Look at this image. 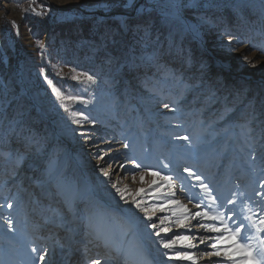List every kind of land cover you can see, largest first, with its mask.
<instances>
[{"label": "rangeland", "instance_id": "rangeland-1", "mask_svg": "<svg viewBox=\"0 0 264 264\" xmlns=\"http://www.w3.org/2000/svg\"><path fill=\"white\" fill-rule=\"evenodd\" d=\"M40 15L101 37L69 95ZM0 58V264H264V0H0Z\"/></svg>", "mask_w": 264, "mask_h": 264}, {"label": "trees", "instance_id": "trees-1", "mask_svg": "<svg viewBox=\"0 0 264 264\" xmlns=\"http://www.w3.org/2000/svg\"><path fill=\"white\" fill-rule=\"evenodd\" d=\"M221 14L223 17H229L228 21L233 20L232 13H230L228 9L216 11L212 14V16H220ZM35 25L37 28H42L43 31L48 33L50 37V42L48 43L50 50L45 54L42 63L45 74L53 80V84L56 87L64 93H68V95L72 91L75 92L80 88H83L84 84L81 86L82 82L73 76L71 69H79L89 64V62H91L90 54L92 49L90 41L87 40H90L91 38H95L97 40L101 39L100 36L94 35V27L90 20L86 19L85 22L81 24L80 28L82 33H71L67 31L64 24L57 21V19H51L50 15H40L36 17ZM113 40H115V42L110 43L107 50L100 49L99 53H115L118 56L117 63H119L122 61V57L127 53V51L130 50L132 43H121L118 41L117 37ZM64 66L66 67L65 70L62 69ZM6 70V65L0 58V71L4 73ZM90 93L87 91L85 96H89ZM55 96V94H52L51 98H55ZM78 108H80V106L75 100L70 98L63 102L62 99H60L57 105V112L65 116V119L72 120L69 116ZM52 122L55 125H58L56 119L52 118ZM24 123L27 124L30 131L34 129L37 133H42L44 130L48 131L50 126L47 119L43 118L40 112L33 105L31 111L26 116ZM59 143L62 144V141H59Z\"/></svg>", "mask_w": 264, "mask_h": 264}, {"label": "water", "instance_id": "water-1", "mask_svg": "<svg viewBox=\"0 0 264 264\" xmlns=\"http://www.w3.org/2000/svg\"><path fill=\"white\" fill-rule=\"evenodd\" d=\"M32 99H33V98H32ZM33 101H34V103L36 104V102H35V100H34V99H33ZM36 106H37V109L41 111V107H40V106H38L37 104H36ZM41 112L43 113V111H41Z\"/></svg>", "mask_w": 264, "mask_h": 264}]
</instances>
